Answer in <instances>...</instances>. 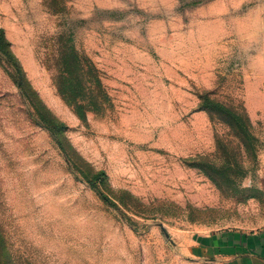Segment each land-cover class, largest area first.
<instances>
[{
    "label": "rangeland",
    "instance_id": "rangeland-1",
    "mask_svg": "<svg viewBox=\"0 0 264 264\" xmlns=\"http://www.w3.org/2000/svg\"><path fill=\"white\" fill-rule=\"evenodd\" d=\"M0 30V264H264V0H0Z\"/></svg>",
    "mask_w": 264,
    "mask_h": 264
},
{
    "label": "trees",
    "instance_id": "trees-1",
    "mask_svg": "<svg viewBox=\"0 0 264 264\" xmlns=\"http://www.w3.org/2000/svg\"><path fill=\"white\" fill-rule=\"evenodd\" d=\"M2 36V31L0 30V39H3ZM68 57H72V62L69 61ZM62 59V64H63V69L65 71H69L70 68L74 66V64L78 63L80 58L78 54L75 52L74 47L70 45L67 53L65 56L61 57ZM72 77V73L70 75ZM71 77H66L67 81H64L62 85L59 86V91L61 94L65 95L69 91H75L77 88L80 86L79 82L74 81V78ZM94 78V84L96 85L97 83H100L99 77L96 75H93ZM67 100H69L72 103V106L74 108V111L77 113V115L81 118H85V108L86 106H95L96 101H88V102H80L75 99H70L69 97H66ZM98 106V105H97ZM64 125L61 123L59 128H63Z\"/></svg>",
    "mask_w": 264,
    "mask_h": 264
},
{
    "label": "crops",
    "instance_id": "crops-1",
    "mask_svg": "<svg viewBox=\"0 0 264 264\" xmlns=\"http://www.w3.org/2000/svg\"><path fill=\"white\" fill-rule=\"evenodd\" d=\"M248 238H250V243H253L254 247L244 250L245 257H254L258 262H264V227L248 234ZM247 251L249 252L247 253Z\"/></svg>",
    "mask_w": 264,
    "mask_h": 264
}]
</instances>
